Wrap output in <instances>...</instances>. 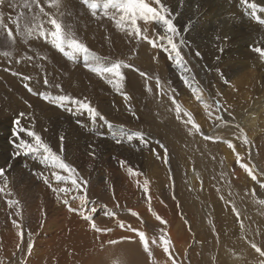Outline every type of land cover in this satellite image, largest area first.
I'll return each mask as SVG.
<instances>
[{
  "label": "bare ground",
  "instance_id": "obj_1",
  "mask_svg": "<svg viewBox=\"0 0 264 264\" xmlns=\"http://www.w3.org/2000/svg\"><path fill=\"white\" fill-rule=\"evenodd\" d=\"M16 1L17 0H5V4L2 6V11H0L3 13V16L6 17L3 20L4 23L6 22L7 24H10L7 22L9 18L6 15L8 13L14 14L12 6L9 5L15 3ZM148 2L151 3L154 7L157 6L155 5L154 0H148ZM255 2L264 4V0H255ZM162 3L166 4V6H168L172 10L175 16V23L181 29V36L184 37L183 39L186 42L184 48L187 51L188 59L191 57L195 59L194 62L196 63V66L190 65L186 60L188 67H196L197 69H201L202 64H205V62H207L209 66L207 67L206 65V67L210 70L208 72L209 78L211 77L210 80H206L205 77H197L198 74L192 68L191 73L184 72L182 68V71L179 70L178 72V70L175 69L176 63L174 59L170 58L168 52L160 48H153L149 43H147V41L144 40H140L137 43L133 42L132 47L135 49H132L135 52H132L131 55L130 53H126L128 49H130V52L132 50L130 48L131 46H129L130 44L128 45L129 47L127 49V45H125L126 43L124 42L126 38L129 37V35L126 32L120 31L116 27L114 21L108 19V17L104 16L102 12H98V15L101 16L100 19L94 17L87 6L82 3V0H61V7L59 10L49 8L46 0H41V4L45 7V10L49 13L57 15L58 18L60 16L58 15L60 14V12H66L67 17L65 13L64 15L60 16V19L62 18V21L69 22L70 20L68 21L67 19H72L71 15H73L76 19V23L79 20L81 25L83 24V27H79L76 29L78 32H81L79 34L81 38H79L74 33V31L71 30L73 27L67 28V30L73 32L78 40L85 43L91 51L102 57L103 59L101 63L110 65L112 62L124 61L125 63L131 64L133 66L132 68L123 69L125 80L123 82L122 91L126 93L130 98H132L134 103H132L131 99L126 102L123 95L119 93V96L117 93L120 99H122L121 101H119V103H116V100L113 99V101L115 100V104L113 103V105H115V108H117L122 102L128 103V106H130V103L133 104L131 105V108L135 111L136 114H138V118L141 117V119H145L146 123L142 124L140 120L136 119V115L134 116V119L137 120V122L135 120V122H132V120H130L132 117L126 119L118 116V118L116 119L113 116L116 115L113 112L114 109L113 111H111L112 109L110 110L112 112H110L112 114L111 116V114H109V109L106 108L103 109V112H100L101 115L104 116V114H106L107 116L113 118L109 119L107 123L99 118L93 121L88 117L86 113L75 115L71 112L66 111L64 108L60 107L59 109V107L54 104V109H52L47 116L51 118V122L48 123L47 126H31V129L29 130L35 131L37 134H39L42 139L46 143H48L54 151L57 152V154H61L65 158L66 162L69 161V163L73 167L78 169L82 177H89L94 174V180L96 183H98L102 179V176L98 174L100 166L108 169L106 175L111 178H117L119 177V175L125 174L128 175V177L133 178L132 180L134 181V177L132 175H129L126 170L127 167H132L133 163L139 165L140 160H137V158L133 155L138 156L139 159L141 157L150 158L151 160L156 159L153 163V166L151 167L152 170L151 174H149V181L152 182V179L157 178L162 179L163 176L164 180L169 182V185L167 187L169 202L167 203L170 205L169 208L171 209L173 208V206L174 208L179 207V204H181L182 206H189L187 204L189 202L187 190H190L192 197L195 198V195L198 192L196 190L197 181L204 183L203 178L208 177V175L211 174V172H208L207 169H204L206 167L204 161L205 159L210 164L212 169L214 168L220 172V175L222 173L220 167L222 164L223 173H225L228 177L232 165L237 169L239 168L236 165L234 158L235 156L237 157V154H239L240 157L238 165L244 163V157L241 153L235 152V155H233V153L227 150V148H229L228 142H231L236 146L237 150H239L237 144L244 143L247 144L248 147L253 148L254 143L259 140L257 139V134L260 129L264 128V116L262 115L264 114V58H261L258 53L253 51V49L255 47L264 48V38H262L264 35V24H260L255 19H253L249 14L250 10H247L244 6H242L240 4V0H162ZM19 9H23L22 11L28 14V9L22 7H20ZM33 11L38 10L34 9ZM233 14L237 15V18H233L232 20H237L236 22H239L238 19L240 18V20L242 21L241 28H243V30L247 32H243L242 29L231 28L234 27L232 26V21H228L230 27L218 23L219 18H230L231 15L233 16ZM261 17L264 18V14H261ZM43 19L46 20L47 18L45 17ZM22 24L23 20H21V25ZM139 24L142 31L144 29H147V33L150 38H155L156 33L161 31L155 23L145 24L143 21H139ZM7 26L14 32L15 43L13 45V43L8 40L6 30H0V49L5 51L11 49L15 50L16 52L13 53L14 55L11 54V56H14L15 58L14 60L10 59V61L9 58L11 56L5 57L4 55L0 54V64L5 63L2 66V70H4L2 74L3 76L6 75V68L4 67L7 66V63L9 64L12 61L16 62V58L18 59V57L20 55H24L25 52L28 56L32 57L30 61L31 71L29 72H32L31 76L34 79L35 84L39 87V89H41V91L39 92V95L41 97H46L42 92L45 84L41 68H48L52 71L49 80L50 87L54 88L56 84H59V88L62 89V86H64L67 81H70L71 83L68 85L69 91H67L68 93H70L69 96L81 100L87 98V100L93 106H97L98 103L100 104L98 100L100 99L99 95L106 99L104 94H98V92L101 93V90H106L107 86L99 80L100 77L97 78L98 76L96 77L91 75V73L93 72L90 73L88 68L85 66V60L83 57H78L75 62H70V60H67L62 53L52 47V45L45 41L43 38L29 39L27 43H25L21 35L17 33L15 24L12 23ZM44 26L46 29H51L50 24H45ZM92 28H94V30ZM21 30H23L22 26ZM95 31L102 35L100 37L98 36L94 38V40L91 41L90 35ZM154 31H156V33ZM132 40L134 41V39ZM221 48H223L222 52L220 51ZM228 49L230 51L227 52ZM197 51L200 53V56L196 55ZM135 53L137 56L135 55ZM133 54L134 56H136L135 58L132 57ZM235 54L237 55V57L233 58ZM216 58L221 60L217 61ZM16 65L13 64L11 65V67L9 65L8 66L12 70ZM199 65H201L200 68L198 67ZM216 65H218L219 69L223 68L224 66L227 68L224 74L227 76L226 78L228 79V81H230L229 88H224L219 74L217 73ZM22 68H19L20 72L22 71ZM134 69H139L140 71L145 72L149 77H151V79H145L144 77H141L139 71H135ZM72 70L76 72L74 79H71ZM59 74H63V76H59V78H57ZM159 74H164V76L162 75L160 77ZM2 75L0 74V77H2ZM181 75H185L189 78L190 86L185 85L184 81L181 79ZM157 77L159 79L165 78L167 80L166 82L165 80L162 82V86L164 87L168 95H160V91L156 85ZM6 78H8V76H6ZM39 80L40 82H37ZM96 80L99 83H97ZM3 82L6 81L2 77L0 91L7 97L10 96V98H12V95H19V93L24 90V88H9L8 85H5ZM149 87L151 88V91H148ZM108 88L109 90H111V85H109ZM229 89L237 95L240 105L239 108L243 107L244 102H249V100L253 101L252 103L255 106L251 108L252 110H250L249 112L247 111V113L249 114V118L242 120L240 119L241 115L231 118L230 109L236 107L234 104H231L230 101L228 104H226L225 100H223L224 98H221L222 96H224V91H228L229 93ZM53 90L54 89H52V92ZM172 90H174V92ZM56 91L58 92V90ZM49 92L51 91L49 90ZM194 92H198L202 96V100H197L196 96L193 94ZM18 95L16 96L17 98ZM60 95L62 94L60 93ZM169 95H174L181 106L194 115H192V117L194 121L200 126L201 132L204 135L214 138L210 140L199 139L196 135V132L190 131L191 125H186L185 123H183V121L187 119V117L184 116L183 113H181V119H177L175 105L172 103L171 99H169ZM256 95H260L261 97L258 96L259 98L257 97L256 100H253ZM53 96H55V94H53ZM111 99H106L110 105L113 102ZM214 99H218L224 104V106L219 104L220 112L214 105ZM2 100L4 103L5 98H3ZM41 102L42 103H39L45 105L43 101ZM205 102L209 105L208 111L205 110ZM5 106L8 109H11L13 105H9L7 102H5ZM120 106H122V104ZM40 107H42V105ZM245 107L246 106H244V108ZM121 108L122 107H120V110ZM254 109H256L255 112L253 111ZM209 111L212 113L211 116H209L208 114ZM129 113L132 112L129 111ZM67 116L72 117V120L69 122V124L65 123V119L68 118ZM217 117H222V119H217ZM157 118H161L162 122H164V126L166 125L163 130H161V122L158 123L156 121ZM7 121L11 124L12 128L15 129L13 126L14 121L12 120L11 116L9 119H7ZM98 121H100V123L98 125H95L96 123H98ZM131 123L136 124L134 128H143V134L145 136V139L147 140V144L138 140V138L136 137L138 131L131 129L126 130L127 125ZM20 126L23 128L25 127L23 124ZM239 127H242L243 129H240ZM173 129H176L178 134H181L182 131H186V133H188L190 136H195V139H197L198 142L196 146L201 149L210 151L214 156V159H203L204 162L202 170L201 168H193L187 171V183L185 185L180 182L179 189L181 190V195L180 198H177L176 200H172L171 184V182L175 181V179L171 174V171H168L169 167L167 168V166L163 165L165 163L163 159L164 148L161 147V145L163 144L161 143L162 141H159L161 140V137L166 140H169L170 138L171 148L177 152V142L172 140L174 139V135H176L177 132ZM151 130H154L157 133H154ZM21 136L25 140H31V138L26 136L25 133H21ZM61 136L64 137L63 144H61L60 142ZM129 136H133L132 141L128 140ZM245 136L247 137L248 143H245L240 139L241 137L244 139ZM96 137H98V139L105 137L106 141L103 140V142L98 143L97 140H95ZM14 140H16V138ZM118 140L121 141V143H117ZM124 144H126V146L132 145V148L130 147L132 150H128V152L125 151V149L122 148ZM61 148L63 149L62 153L60 151ZM10 154H12L13 156L11 164L9 163ZM157 154H159V156ZM80 156H82L81 161L77 159ZM111 157L115 158L113 159ZM98 159L102 160L98 162L95 167V163ZM127 159L129 160L127 161L126 166L120 168L121 165L119 161ZM33 161H35V164L39 165V167L42 165L43 170L41 168L42 173H33L32 179L30 174L31 170L33 171L34 168H37L34 166ZM218 163L221 164L217 167ZM0 167L2 169L6 168L5 176L7 177L8 181L6 191L10 190L13 194L10 197H6L4 194L0 193V211L12 215L13 220H16L18 223H22L23 231L25 233L23 242H21L19 236L17 235V229L8 230V228H6L5 226V219L0 217V252L2 253L0 264H114V262H116V264H120V262H122V264L123 262L125 264L131 263L128 259V257L131 256H127L130 251L126 250L128 249V247L125 248V246L128 245V242H126L125 238L129 239V237H131L130 239H133L134 241L139 237H136L137 234H135V232L128 230V226L121 228L120 224L127 225L129 223H135L137 227L133 229H136L137 231H140L139 228L141 226L139 227V223L133 220L134 216L131 213L121 212L122 209H119L117 206L123 205L126 206V209L132 208L133 212H138V209L142 210L144 208H153V204H151L148 199L149 195L152 198L150 188L149 193L145 194L144 191L142 193H139V189L136 186V189H138L136 191L140 198L136 199V196L129 200L128 198L131 193L127 194L129 192H126L127 195L122 196L123 194H117L118 191L116 192V190L112 188L101 186L100 188H97V196L105 201V206H101V203L98 202L99 200L93 199L91 201L89 199L93 196L92 190H87L88 203L82 205L80 200L73 199V196L83 195V193H76L75 190L72 189V186L70 184L61 183L57 185L56 181L51 176L50 169L43 163V161L35 156H25L23 154L17 155L16 149H14V147L10 143L8 144L5 140L0 141ZM160 168L162 169V171ZM27 170L30 172H28ZM62 174L66 175V173ZM175 174H177L176 171ZM45 176L49 178V181L51 182L53 187H68L70 191L67 196H65L63 193H60V198L58 199V194L54 193L53 191H50L49 194L43 193L45 190V192H47L51 189V187L50 189L40 187L42 183H45L43 179V177ZM256 177L257 179L253 180L251 176L248 177L245 174L242 176V179L245 181V184L249 186V193L252 194L253 198L261 201L264 200V186H262L264 185V182L263 184H260L261 181L259 177ZM107 180L110 181L109 178ZM254 181L260 184V186L258 187V191L256 192L254 189L255 185L253 184ZM106 182L108 183V181ZM126 182L128 181L126 180ZM136 182L138 181H135V183ZM3 183L4 179L0 178V184ZM132 183L135 185L134 182ZM38 186L42 190H44H41L40 192L45 194V196L40 195V193L38 192L39 190L36 191L39 188ZM158 186V190H162L161 186ZM125 187L128 190L130 188L127 185H125ZM217 187H220V189H222L223 184L218 183ZM133 190H135V188ZM156 192L158 191L156 190ZM157 195L160 197L161 194ZM65 198L68 199L69 204L73 208L78 209L77 212L68 211V205H65L63 203V200ZM8 199H14L20 202L21 216H17L15 214V208H8ZM158 200L159 202H157V204L160 205L161 199ZM107 204H109V207H106ZM162 204L158 207L162 208ZM243 205L246 206L245 204ZM93 207L95 208V212H91V209ZM260 208L261 212H263L264 215V204H261ZM255 209L256 205L253 206V210ZM81 211H83L85 214H91L99 228L110 229V231H94L91 227V223L89 221H86L80 214ZM145 211L149 212L148 210ZM111 213H114V215H110ZM125 214L128 215L129 219L125 217ZM141 215L139 214L138 217H141ZM248 215L250 214H246L245 217H247ZM150 218L152 219V215ZM182 218V215L179 214L175 220L173 219L172 223H174V228L172 232H170V236H172L171 240L174 239L177 245L182 238L181 232L183 231L185 233L184 227L186 223H184V220ZM12 219L8 220L9 224ZM154 220H156V217H154ZM244 224L250 228L254 239H256L259 243V247L263 248L264 216H259L256 218L253 216H249L245 218ZM10 226L12 225L10 224ZM117 226L119 228H117ZM33 228H40L39 231L43 229V233H40L41 235L45 236L37 237L36 235H34L37 231ZM116 228L122 229V232L116 230L114 232L113 230ZM123 230L125 231L123 232ZM207 230L208 228L204 226V228L201 229V232L199 231L201 233L199 236L202 237L210 233L208 234V237L211 238L212 236L213 238L214 234L217 232H208ZM29 233H31V236H29ZM46 233H49L50 236L49 234L46 235ZM9 234H13L14 236H16L17 240L11 238ZM185 235L187 234L185 233ZM13 240L16 241L12 242ZM110 240L119 241V243L113 245L109 243ZM133 241L132 244L141 245V242L139 243V240L137 242ZM211 241L213 242V239H211ZM29 243L32 244V251L30 254L27 251V245ZM125 243L127 245H125ZM180 245L181 244H179V248L182 247ZM128 246L130 248L131 245ZM185 248L186 246L183 247V249H177L184 250L183 253L181 252V254L179 255L183 259L186 258L184 256L185 253L186 256L191 254V251L186 250ZM135 251L138 250L135 249L134 253H136ZM131 252H133V249ZM250 252H254L255 254H257V256H259L258 253H256L254 250H251ZM133 255L132 258H134ZM160 256H158V258ZM163 256L166 257L165 255ZM139 257L141 256H138L137 258ZM188 260L189 264H193L190 258H188ZM250 260L254 261L253 258H251ZM158 263L169 264V260L167 257L164 259L162 257V259H160ZM231 263H235V261H231ZM146 264L149 263L147 262Z\"/></svg>",
  "mask_w": 264,
  "mask_h": 264
},
{
  "label": "rangeland",
  "instance_id": "obj_2",
  "mask_svg": "<svg viewBox=\"0 0 264 264\" xmlns=\"http://www.w3.org/2000/svg\"><path fill=\"white\" fill-rule=\"evenodd\" d=\"M23 2H24V0H17L15 3H13L14 6H12V9L13 10L15 8L16 9H19L20 7H22ZM60 13H62L63 15L65 13V15L67 17V13L66 12H64V13L63 12H60ZM11 14H13V13L7 14L6 16L8 18L9 17H12ZM25 14H27V13H25ZM5 18L6 17L3 16V20ZM12 18H15V17H12ZM71 18L72 19L68 18L67 20L68 21L69 20L70 21L72 20L73 21V22L71 21L72 24H71L70 21L69 22H64L63 21V23H64L65 26L73 27L71 30L74 31V33L79 38H81V36L79 35L81 32H78L76 29L79 28V27L80 28L83 27V24L81 25V23L79 22V20L76 23L75 22L76 19H75V17L73 15H71ZM233 18L236 19L237 18V15H234L233 14V16L231 15L230 18L229 17L228 18H225L226 20L224 18H221V19L219 18L218 19V23H221V24L226 25L227 27H230L228 21H232V23H233L232 26H234V27H231V28H233V29H242L243 32H247V31L243 30V28H241L242 27L241 26L242 25L241 24L242 21L240 20V18L238 19L239 22H236L237 20H232ZM59 19H60V16H59ZM21 20H23V17L21 18ZM7 22L10 23V24H12L10 20H8ZM4 24L5 25H10V24H7L6 22ZM77 25H80V26H77ZM237 25H239V26H237ZM21 26H22V29H23V24ZM92 29L94 30V28H92ZM66 30H67V27H66ZM12 32H13V30H12ZM154 32L156 33V31H154ZM76 35H75V37H76ZM101 35L102 34L98 33L97 31L93 32L90 35L91 41H93L94 38H96L98 36L100 37ZM13 36H14V32H13ZM129 37H127L124 42L126 43L125 45H127V49H128L129 46H131L130 48L132 49L133 48L132 47L133 42H136L137 43V40H136L135 37H132V38L131 37L129 38ZM182 38H184V37H182ZM262 38H264V35H263ZM132 39H134V41ZM179 39H180V37H177V42H179ZM130 41H132V42H130ZM13 45H11V46H13ZM133 49H135V48H133ZM132 50L130 52V49H128V51L126 53H128V54L130 53V55H131L132 52L133 53L135 52L134 50L133 51ZM4 51L5 50L0 49V53H3ZM6 51L11 52L12 55H14L13 53L16 52L15 50H11V49H8ZM181 51H182V54L185 57V60H187L190 65L196 66V63L194 62L195 59H193V57H191V58L188 59V57H187V51L184 48V46L182 47ZM228 51H230V50L228 49L227 52ZM135 55H136V53H135ZM231 55H233V54H231ZM26 56H28V55L24 52V55H20L18 57V59L16 58V62H13L12 61L9 64L7 63V66L4 67V68H6L5 69L6 70V75H4V76L2 75L3 74V71H4V70H2V66L5 63L0 64V74L2 75V77L6 81V82H3V83L5 85H8L9 88H14V89H20V88L23 89L24 88V90L22 92H20L19 95L18 94L12 95L11 96L12 98H10V96H8L11 100L13 99L12 102L14 104L16 103L15 105L11 102V100L7 96H5L0 91V93H1L0 94V97L2 98V94H3V98H5L4 103H3V100H2L3 98L2 99L0 98V141L5 140L8 144L10 143L12 146H13V141L16 138V131H17L16 121L18 119L20 120V125L23 124L28 129H31V126L34 127L36 125H38V126H42V125L47 126L48 123L51 122V120H50L51 118L50 117H47L48 116V113L52 109H54L53 108L54 107L53 106L54 104L49 103V101L47 99H45V98H43V97H41L39 95V92L41 91V89H39V87L35 84L34 79L31 76V73L32 72H29V71H31V62H30L31 60L25 59ZM136 56H134V54H133L132 57L135 58ZM236 57H237V55L235 54L233 56V58H236ZM14 58H15L14 56H11L9 58V61H10V59L11 60H14ZM216 60L217 61H220L221 59L216 58ZM249 62H250V59H249ZM12 63L14 65L17 64L16 65L17 67L16 66L13 67V69L16 67L14 70L13 69L11 70V68H9V66L11 67V65H13ZM206 65H207V67L209 66L207 64V62H205V64H202V68L201 69H197L196 67H191V68L198 74L197 77H199V78H204L205 77L206 80H210L211 77L209 78V76H208L209 75L208 72L210 70H209V68L206 67ZM177 66L178 65L176 64L175 69H177L178 72H179V70H181V67L178 66L179 67V69H178ZM198 67L200 68L201 65H199ZM19 68H22L21 69L22 70L21 72H20V69ZM226 69L227 68L225 66L223 68H220L219 69L218 65H216L217 73L219 74V77L221 79V82L224 85V88H229L230 81H228V79L226 78L227 76L224 74V72H225ZM199 70L200 71L202 70V71L200 72ZM206 70H208V71H206ZM15 71H17V72H15ZM41 72H42V74L44 76L43 78L45 79L47 77L48 78V81H49L50 80V77H51V74H52L51 69L41 68ZM10 73H11V75H13V73H17V74L11 76ZM75 74H76V72L72 70L71 79H74L75 78ZM91 75L97 77V75L95 73H91ZM159 75H160V77L162 75L164 76V74H159ZM6 76H8V78H6ZM9 76H10V78H9ZM24 76L30 77V80H29L30 82L28 80H24L23 79ZM59 76L62 77L63 74H59L57 78H59ZM175 76H176V74H175ZM2 77H0V84H1ZM97 78H99V76ZM9 80H10V83H9ZM99 80L101 82H103L107 86V89L106 90H101L102 92L101 93L98 92V94H104V96L106 97V99L109 100V98L110 99L112 98L111 99L112 101H113V99H115L116 100V103H119V101H121V99H122V98L120 99V97H119L120 94L118 92H116L112 88V86L110 88L111 90H109V88H108L109 84L106 83L105 81H103V79L99 78ZM164 80H165V82L167 81L165 78H160L161 84H162V82ZM225 80H227V83H225ZM37 82H40V80L37 81ZM168 82H170V81H168ZM70 83H71L70 81H67L65 83V85L62 86V89H61V88H57V87H54V88L53 87H50V81H49V83H48L49 85H44V88H43V91L42 92H43V94H45L46 97L51 96V95H52L51 97H54L53 94H55V96H56V94L57 95H60V93L62 95H70V93L67 92V91H69L68 85ZM97 83H99V82L97 81ZM25 84H27L31 89L33 88L31 92L28 91V89L25 87ZM47 87H48V89H47ZM55 88H56V90H58V92L55 90ZM52 89H54L53 92H52ZM49 90L52 93L49 92ZM35 93H36V95H35ZM117 93H118L119 96L117 95ZM225 94H226V99H225ZM17 95H18V98L19 99L16 97ZM223 95L224 96H222L221 98H224L223 100H225L226 104H228L229 101H230L231 104H234L235 107H236V108H231L230 109L231 118H234V117L239 116V115H241L240 119H242V120H244L246 118H249V114L247 113V111L249 112L250 110H252L251 108H253L255 106V105H253V103H252L253 101L252 100L251 101L249 100V102H244L245 105L243 104V107H241L242 108V110H241V108H239L240 107V105H239V99H238L237 95L234 94V92H232L229 89V93H228V91L227 92L224 91V94ZM114 96H116V97L118 96L120 100L118 99V97L116 98ZM258 96H260V95H256L253 98V100H256V98ZM99 98L100 99H98V100H99L100 104L98 103L97 106H94L97 109V111L103 112V109L106 108V109H109V114H111L112 113L111 111H113V109H114L113 112L116 115H113V116L116 119L119 116V117L126 118V119L127 118L129 119V118L132 117L130 119V120H132V122L135 120L134 119V116L132 115V113H129V111L127 110L129 108V106H128L129 104L128 103H123L122 102V103H120V105L122 104V106L119 105L118 106L119 108H118L117 105H116L117 108H115V105H113V103L115 104V100L110 105L107 102V100L105 98H103L102 96L99 95ZM35 100L36 101L38 100V101L36 102ZM8 101H10V102H8ZM41 101H43V103H45V105L44 104H40V103H42ZM131 101H132V103H134L132 98H131ZM5 102H7L9 105H13L12 108L11 109H8L5 106ZM211 102H212V100H211ZM217 102L219 104H221L222 106H224V104L220 100L214 99V105L216 106V108H217ZM1 103H3V104H1ZM10 103H12V104H10ZM39 104H40V106L42 105V107L44 105V107L43 108L40 107ZM125 105H126V108H125ZM131 105H133V104L130 103V106ZM244 106H246V107L244 108ZM120 107H122L121 110H120ZM59 109H60V107H59ZM217 110L220 112V110L218 108H217ZM253 111L255 112L256 109H254ZM117 112H118V115H117ZM21 113H24V115L21 116L20 115ZM7 114H9V115H7ZM262 115L264 116V114H262ZM10 116H11L12 120L14 121L13 126H14V128L16 130L13 129L12 126H11V124L8 123V121H7V119H9ZM111 116H112V114H111ZM123 116H125V117H123ZM127 116H129V117H127ZM154 116H155V114H154ZM250 116H252V115H250ZM138 117H139L138 114H136V119L137 120H140V122L142 124H145L146 123V120L145 119H141V117L140 118H138ZM104 118H105V120L109 121V119H111L113 117H110V116H107L106 114H104ZM71 120H72V117H68V118L65 119V123L69 124V122ZM137 120H135V121L137 122ZM156 121L158 123L161 122L160 123L161 124V130H163V128L166 125L164 126V122H162V119L161 118H159V119L157 118ZM99 123H100V121H98V123H96L95 125H98ZM241 125H245V124H241ZM135 126H136L135 123H131V124L127 125L126 130L131 129V130L138 131V133H143L144 132L143 128H134ZM242 127H239V128L240 129H243ZM173 130L177 132L176 129H173ZM151 131H153L154 133H157L154 130H151ZM198 134L196 133V135H197V137L199 139H204L203 136L200 135V133H198ZM257 135H258L257 139H259V140H257L254 143L253 148L248 147L247 144L240 143V144H237L239 150H237V148H236L235 145H234L235 146V151H233V149H231V148H227V150H229V152L233 153V155H235V152L241 153L243 155V157H244V163H246L250 168L253 169L254 174L256 176H258L259 179H260V181H261L260 184H263V182H264V144H263L264 143L263 142L264 141V128L260 129ZM195 138H196L195 136H190L188 133H186V131H182L181 134H178V132H177V134L174 135V139H172L173 141L177 142V152L174 149L171 148V145H170L171 144V140H170V138H169V140H166V139H163L161 137V140H159V141H162L161 142V143H163L162 145L164 147H166V149L168 151V161L169 162L166 163L168 165H166L165 163L163 165L167 166V168L169 167L168 168L169 169L168 171H171V174L174 176V179H175V181H172L171 182V184H172V200H176L177 198H180L181 190L179 189V184L181 182L182 184H185L186 185V183H187L186 173H187V171H189V169L201 168V170H202V168H203V162L205 161L206 167L204 169H207L208 172H211V174L208 175V177H204L203 178L204 179V183H201V182L197 181V183H196V190L198 192L195 195V198L192 197L191 191L190 190H187V194L189 196V202L187 204L190 207L187 206V205L186 206H182L181 204H179V207H175L177 209H175L174 206H173V208L170 209L169 208L170 205L167 203V202H169L168 193H167V187L169 185V182L166 181V180H164V177L163 176H162V179H158V178L157 179H152L151 178L152 179V182L149 181V174H151V170H152L151 167L153 166V163L155 162L156 159H152L151 160L150 158H146V157H141L139 159L138 156L133 155V156H135L137 158V160H140V162H139V165H136V164L133 163L132 168H133L134 171H138L139 173H141V175H139V176H133L134 177V181L132 180L133 178L128 177V175H125V174H121L123 177L121 175H119V177H117V178H111V177H109V176L106 175V172L108 171V169L103 168L101 166L99 167L98 174L102 176V179L98 183H96L95 180H94V174L91 175V176H89V177H83L84 179H86L88 181L87 190H92V192H93L92 193L93 196L90 197L89 199L91 201L93 199L99 200L98 202L101 203V206H105V201L97 196V188H100L101 186L102 187L105 186L106 188H112V189L116 190V192L118 191L117 194H119V195H122L123 194L122 196L131 193L130 196H129V198H128L129 200H131L132 198H134L136 196H137L136 199H139L140 196L137 194V191L136 190L139 189L138 190L139 193H142L143 192V181L145 179H147L149 181L150 193L152 194V198L150 200V203L153 204L152 205L153 208H150L151 210L150 209H147V208L146 209L144 208L145 210H148L149 212L145 211L144 209H142L143 211L141 209H138V212H136V213H138V215L139 214L140 215L142 214V215H141V217L140 216L139 217L138 216H134L133 217V220L136 221V222H138L140 224L139 225L137 223L139 227L141 226L139 228L140 231H144L146 233V235L149 237V248H150L152 254H151V257H150L147 252H144V248L142 246L143 245L142 243H141V245L140 244H132L133 239H130L131 237H129V239H126V242H128L127 244L128 245H131V246L129 248V246L125 243V245H127V246H125V248L128 247V249H126V250L127 251H130V253H128L126 251L128 253L127 256H131V257H128L129 261L131 262V263L129 262L130 264H140V263L141 264L142 263L146 264L147 262L149 264H150V262H151V264H160L158 262L160 261V259H162V257H163V259L166 258V257L168 258V254L167 253L165 254V252L163 251V247H162L161 243H159L160 242L159 236L161 235V230L163 229V232L171 240V237L172 236H170V234H171L170 232H172V230L174 228V223H172V222H173V219L175 220L179 214L182 215V217H183L182 219L184 220V223H186L184 229H185V233L188 235V236L185 235V233L183 231L181 232V237L182 238L180 239L179 244H181L180 246H182V247H180V248L183 249V247L186 246L185 249L191 251L190 252L191 254H189L188 256H186V253H185L184 256L186 258H184V259L181 258V256H179V255L181 254V252L183 253L184 250H177V249H180L179 248V244L177 245L175 243V240L172 239L171 240L172 247L170 248V251L173 254V258H175V260L177 261V264H187V263L189 264L188 258H190L192 260L193 264H260V261L261 260H264V257L257 256V254H255L254 252H250L251 250H254L255 251V249H253L251 247V243L254 242V243L257 244V246H259L258 245L259 243H258V241L256 239H254L253 234H252L250 228L247 225L244 224L245 218H247L249 216H253L255 218L256 217H259V216L260 217L261 216H264L263 215V212H261V208H260L261 203H259L260 200H257V199H254L253 198L252 194L249 193V186L247 184H245V181L242 179V176L245 175V174L249 177L248 173L244 170V168H242L240 165H238V162L239 161L237 160V157L235 156L234 157L235 158V163H236V165L240 169L239 168L237 169L236 167H234L232 165V167L230 169V173H229V175L227 177V175L225 173H223L222 164L221 163H218L217 164V167L221 164L220 167H221L222 173L220 175V172L217 171L214 168L212 169L211 166H210V164L205 159V158L214 159L213 154L210 151H208V150L201 149V148L197 147L196 145L198 144V142H197V139H195ZM240 139L242 141H244V139L242 137ZM8 140H9V142H8ZM95 140H97L98 143L103 142V140L106 141L105 137H102L101 139L100 138L98 139V137H96ZM130 147L132 148V145H127L126 146V144H124V146H122V148H124L125 151H127V152H128V150H132ZM12 158H13V156H12V154H10V160H9L10 161L9 162L10 164H11ZM81 158H82V156L78 157L77 159L79 161H81L82 160ZM111 158L114 159L115 157H111ZM234 158H232V159H234ZM203 159H205V160L203 161ZM101 160L102 159H98L96 161L95 167H96L97 163L100 162ZM128 160L129 159H127L126 161H128ZM216 161H218V160H216ZM33 162H34V166L37 167L38 169L37 168H34L33 171L31 170V173L30 174H31L32 179H33V176H32L33 173H35V174L36 173H42L41 171L43 170V166L42 165L39 167V165H36L35 164V161H33ZM67 163H69V161ZM41 168H42V170H41ZM120 168H122V167H120ZM23 169H25V168H23ZM3 170L5 172L6 168L3 169ZM156 170H158V169H156ZM161 171H162V169H161ZM175 171L177 172V174H175ZM28 172H30V171H28ZM43 172H45V171H43ZM78 172H79V170H78ZM108 178L110 179V181L107 180ZM126 178H128V179H126ZM126 180L128 182H126ZM106 181H108V183ZM131 181L134 182V183H135V181H138V182L140 181V182L139 183L136 182L137 184L135 183V185H134ZM218 183H222L223 184V188L222 189H220V187H217V184ZM253 184L255 185V187H254L255 192L258 191V187L260 186V184H258L255 181L253 182ZM125 185H127V186L130 187L129 190L126 189ZM158 185L161 186L162 190H158V187H159ZM136 186H137L138 189H136ZM40 187H44L45 189H50L49 185L46 184V183H44V184L42 183V185ZM40 187L36 191L39 190L38 192L42 196H45V194H43V193L49 194L50 191L52 192V187L47 192H45L46 190L45 191L42 190ZM131 188H133V189L135 188V190H133ZM155 188H157V189H155ZM152 189H153V191H152ZM41 190L44 191V192L43 193L40 192ZM156 190L158 192H156ZM263 191H264V189H263ZM126 192H129V193L126 194ZM156 193L157 194H161L163 197L161 195L159 197ZM141 195H143V194H141ZM156 196H158V197H156ZM158 199H161V202L160 203L161 204L163 203L162 204L163 205L162 208H166L167 211H166V209H162L161 207H158V206L161 205V204L160 205L157 204V202H159ZM147 203H145V204H147ZM243 204H245L246 206H244ZM254 205H256V209L255 210H253V206ZM106 207H109V204H107ZM117 207L119 209H122L121 212H125V213H132L133 212L132 211L133 210L132 208L126 209V206H123V205H119ZM233 207H235L239 211V213H240L239 217H237L236 212L233 211ZM246 214H250V215H248L247 217H245ZM151 215H152V219L150 218ZM156 216H159L163 220L167 221L166 225L160 224V221H158L157 219L154 220V217H156ZM0 217L5 219V226H6V228H8V230H14V229H16V227L12 223V220H13L12 219V215L0 211ZM125 217L128 218V215L125 214ZM142 217H143V219L144 218L145 219L143 220ZM171 217H174V218H171ZM170 218L172 219V221H171ZM9 219H12L11 222H10V224L12 226H10V224L8 222ZM241 223H243L244 228H241ZM125 226L126 227L127 226L129 227L130 226L132 229L137 227L135 223H129L127 225L125 224ZM204 226L206 228H208V230H207L208 232L209 231H217L214 234L213 238H212V236H211V238L208 237V234H210V233H208L207 235L202 236V237L199 236L201 234L200 233L201 232V229L204 228ZM117 228H119V227L117 226ZM117 228L114 229L113 231L115 232V230H116V231L122 232V229H117ZM33 229L34 230L36 229L37 232H35L34 235H36L37 237L45 236V235H41V233H43L42 232L43 229L41 231H39L40 228H33ZM124 231L125 230H123V232ZM48 234L49 233H46V235H48ZM135 234H136V232H135ZM9 236L11 238L17 240V237L14 236L13 234H9ZM49 236H50V234H49ZM193 236H195V237H193ZM136 237H138V236H136ZM207 237H208L209 240L207 239ZM153 238H155L156 243H152V239ZM200 238H202V239H200ZM211 239H213V242L211 241ZM16 240H13L12 242H15ZM138 240H139V238H137V240H134V241L137 242ZM206 240H208V241H206ZM139 243H140V240H139ZM138 247H139V249H138ZM134 248L136 250H138V251H135V252L137 254H140V255H137L136 253H134V250H135ZM132 249H133V252H131ZM261 249L264 250V245H263V248H261ZM141 251H142V253H141ZM173 251H174V253H173ZM132 255H133L134 258H132ZM163 255H165L166 257H164ZM138 256H141V257L137 258ZM158 256H160V257L158 258ZM203 256H204V258H203ZM142 257H144V258H142ZM251 258H253L254 261L253 260H250ZM0 259H2V253L1 252H0ZM131 259L134 260V261L137 260V259L138 260L134 262ZM142 259H145L146 261L145 260H142ZM151 259H152V261H151ZM155 259L157 260V262H156ZM168 260H169V258H168ZM139 261H143V262H139ZM231 261H235V263H231ZM123 264H125V263L123 262ZM169 264H171V261L170 260H169Z\"/></svg>",
  "mask_w": 264,
  "mask_h": 264
},
{
  "label": "snow or ice",
  "instance_id": "obj_3",
  "mask_svg": "<svg viewBox=\"0 0 264 264\" xmlns=\"http://www.w3.org/2000/svg\"><path fill=\"white\" fill-rule=\"evenodd\" d=\"M46 3L49 8L56 10H59L61 7V0H46ZM82 3L87 6V8L91 11V14L97 19L101 18V16L98 15V12H102V14L107 16L108 19L114 21L116 27L120 31L126 32L130 37H135L137 42L144 40L147 41V43H149L153 48L163 49L164 51L168 52L170 58L174 59L175 63L180 66L184 72L191 73V68L188 67L187 61L185 60V57L181 51L182 47L185 46L186 43L181 36V29L175 23V16L172 10L166 6V4L162 3V0H154L155 5H157L156 7L152 6L148 0H82ZM4 4L5 0H0V6H3ZM240 4L247 10H250L249 14L253 19H255L260 24H264V18L261 17V14H264V4L256 3L255 0H240ZM9 6L14 5L10 4ZM22 7L28 9V14L21 12L20 15L15 18L9 17V20L11 23L16 25V31L21 35L25 43H27L29 39L43 38L45 41L50 43L52 47L62 53L64 57L72 62H75L78 57H83L85 60V66L90 72L95 73L106 83L111 85L116 92L123 95L126 102L131 99L126 93L122 91L123 82L125 80L123 69L132 68L133 66L131 64L125 63L124 61L112 62L110 65L101 63L103 58L91 51L85 43L78 40L73 32L66 30V27L70 28V26H65L63 21L59 19L57 15L46 11L45 7L41 4V0H24ZM34 9L38 11H33ZM59 15L62 16L63 14L60 13ZM21 17H23V30H21ZM45 17L47 18L46 20L43 19ZM139 21H143L145 24L155 23L161 31L156 33L155 38H150L147 33V29H144L143 31L141 30ZM45 24H50L51 29H46L44 26ZM0 30H6L8 40L13 44L15 43V37L13 36L12 30L8 28L3 22L2 12H0ZM177 37H180L179 42H177ZM220 51L222 52L223 48H221ZM253 51L258 53L261 58H264V48L255 47ZM0 54L8 57L11 56L12 53L9 51H4ZM196 55L200 56V53L197 51ZM25 59L31 60L32 57L26 56ZM134 70L139 71L141 77H144L145 79H151V77H149L145 72L140 71L139 69ZM16 74L17 73H13V75ZM23 79L30 80V77L24 76ZM181 79L184 81L185 85L190 86V80L187 76L181 75ZM48 83V79L45 78L44 84L48 85ZM225 83H227V80H225ZM156 85L160 90L161 96L168 95L158 77L156 78ZM25 87L28 89V91H32V89L27 84H25ZM55 87L59 88L60 85L56 84ZM148 91H151L150 87ZM172 91L174 92V90ZM193 94L196 96L197 100H202V96L198 92H194ZM45 99H47L49 103L55 104L57 107L64 108L66 111L75 115L86 113L93 121L99 118L107 123V120H105L104 116H102L101 113L97 111L94 106H92L87 98L81 100L75 99L69 95H56L54 97H45ZM169 99H171L172 103L175 105L177 119H181V113L187 117L183 123L186 125H191L190 131L200 133L205 140L213 139V137L204 135L201 132L200 126L194 121L192 114L181 106L174 95H169ZM204 107L205 110L208 111L209 105L206 102ZM219 107L220 105L217 102V108L219 109ZM128 111L132 112L133 116L136 115L131 106H129ZM208 114L209 116L212 115L210 111ZM20 115L23 116L24 113H21ZM217 119H222V117H217ZM16 124V140L13 141V147L16 149V154L35 156L39 158L50 169L51 176L54 178L57 185L61 183L70 184L76 193H83V195L73 196V199H79L82 205L87 204L88 181L80 175L75 167H73L70 163H67L61 154H57V152L54 151L53 148L50 147L49 144L46 143L39 134H37L35 131L21 127L19 119L16 121ZM21 133H25L26 136L31 138V140H25L21 136ZM136 137L140 142L147 144V140L145 139L143 133H137ZM63 140L64 137L61 136V144H63ZM128 140L132 141L133 136H129ZM244 142L248 143L246 136L244 138ZM117 143H121V141L118 140ZM161 147L164 148L163 159L164 162L167 163L168 151L163 145H161ZM228 147L235 151V146L231 142H228ZM60 151L62 153L63 149L61 148ZM157 155L159 156V154ZM237 160H240L239 154H237ZM119 163L121 167H125L127 161L120 160ZM240 166L244 168V170L249 176H251L253 180L257 179L253 169L250 168L246 163H241ZM126 170L129 175H141V173L138 171H134L132 167H127ZM62 173H66V175ZM0 178L4 179V183L0 184V193L4 194L6 197L12 196L13 194L10 190L6 191L8 181L2 168H0ZM43 179L44 182L49 185V187H52V191L58 194V199L60 198V193H63L65 196H67L70 191L68 187H53L49 181V178L46 176L43 177ZM143 191L145 194L149 193V181L147 179L143 181ZM148 199L150 202V195L148 196ZM63 203L68 205V211H78V209L73 208L69 204L68 199L65 198ZM259 203L264 204V200L259 201ZM7 205L9 209L15 208V214L17 216H21L20 202L18 200L8 199ZM233 211H235L237 217H239L240 213L235 207H233ZM91 212H95L94 207L91 209ZM80 214L86 221L91 223V227L94 231H110V229L99 228L91 214H85L83 211H81ZM131 214L133 216H138L136 212H132ZM110 215H114V213H111ZM156 219L160 221V224L162 225H166L167 223V221L163 220L159 216H156ZM12 223L17 229V235L19 236L20 241L23 242L25 233L23 231L22 223H18L16 220H13ZM120 227L124 228L125 225L120 224ZM241 228H244L243 223H241ZM128 230L136 232L140 242L143 244L144 251L147 252L149 256H151L152 253L149 248V237L146 235V233L144 231L132 229L130 226ZM29 236H31V233H29ZM159 240L163 247V251L168 254L171 264H177L176 260L173 258V254L170 251V248L172 247L171 240L163 232V229L161 230ZM109 243L114 245L119 243V241L110 240ZM152 243H156L155 238L152 239ZM251 247L255 249L260 257H264V250L257 246L256 243H251ZM27 251L29 254L31 253V243L27 245ZM114 264H116V262H114ZM120 264H122V262H120ZM260 264H264V260H261Z\"/></svg>",
  "mask_w": 264,
  "mask_h": 264
},
{
  "label": "built area",
  "instance_id": "obj_4",
  "mask_svg": "<svg viewBox=\"0 0 264 264\" xmlns=\"http://www.w3.org/2000/svg\"><path fill=\"white\" fill-rule=\"evenodd\" d=\"M13 12H14V14H11L12 17H16V15L19 16L20 13L23 12V11L20 10V9H16V8H15V9L13 10ZM9 14H10V13H9Z\"/></svg>",
  "mask_w": 264,
  "mask_h": 264
}]
</instances>
